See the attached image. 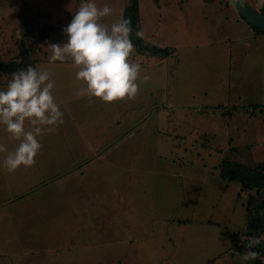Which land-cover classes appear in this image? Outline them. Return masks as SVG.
<instances>
[{
	"label": "rangeland",
	"instance_id": "rangeland-1",
	"mask_svg": "<svg viewBox=\"0 0 264 264\" xmlns=\"http://www.w3.org/2000/svg\"><path fill=\"white\" fill-rule=\"evenodd\" d=\"M120 1L95 0L112 9L101 21L109 28L122 20ZM157 1L138 0L142 42L176 53L142 60L136 97L106 103L80 94L71 59L50 62L48 47L67 42L64 29L88 0H0V63L17 55L27 29L43 26L36 68L50 72L63 113L37 137L34 165L13 173L4 160L19 141L0 125V264H263L227 253L226 231H244L246 197L218 163L228 146L248 164L264 160V38H251L221 2ZM5 80L0 73V90ZM161 236L168 254L176 246L167 260Z\"/></svg>",
	"mask_w": 264,
	"mask_h": 264
},
{
	"label": "clouds",
	"instance_id": "clouds-1",
	"mask_svg": "<svg viewBox=\"0 0 264 264\" xmlns=\"http://www.w3.org/2000/svg\"><path fill=\"white\" fill-rule=\"evenodd\" d=\"M112 9L105 4L98 7L95 0L81 3L71 22L64 29L68 37L63 44H52L50 62L73 61L79 70L76 79L86 87L80 94L99 98L112 103L125 98L134 99L138 93L137 83L141 65L129 62L135 51L130 39L133 28L130 19L113 23L110 28L102 18L110 16ZM143 38V31H136ZM50 72L37 70L29 65L26 69L12 74L6 90H0V125L19 141L14 152L8 153L4 165L9 173L20 166L32 167L41 149L37 137L45 130L54 132L63 123V113L54 102L52 89L54 81ZM146 81L149 77L144 76ZM27 124V129H26ZM6 151L0 146V152ZM246 251L240 256L243 261L256 260L259 253L254 249L264 242V235L242 236ZM231 244L230 241L226 242Z\"/></svg>",
	"mask_w": 264,
	"mask_h": 264
},
{
	"label": "trees",
	"instance_id": "trees-1",
	"mask_svg": "<svg viewBox=\"0 0 264 264\" xmlns=\"http://www.w3.org/2000/svg\"><path fill=\"white\" fill-rule=\"evenodd\" d=\"M151 1L152 3L154 2L153 3L154 5H158L157 0H154V1L151 0ZM226 1L230 3L229 0H226ZM123 3H124L123 0H121L120 4L122 8H123ZM35 9L36 10L41 9L42 11H46L42 9L40 5L35 6ZM25 11L30 13V9L25 10ZM121 14H122V19L131 20L133 33L131 34L130 39L135 48V51L133 54H141L145 56L146 58H152L156 56L162 59L168 58V57L173 58V54L175 52L173 48L169 50L168 48L148 47L147 44L145 45L143 44L141 38H138L135 35L136 31H141L138 0H127V5L124 4V9ZM237 16L239 17L238 19L244 20L238 14ZM47 20L48 18H46V22ZM33 27L37 29L35 25L31 26L30 29H27L28 33L25 32L22 35V37L18 39L17 55L10 61L0 63V73H2L3 76L6 75L5 85H7L8 82L11 80L12 74L14 72L26 69L29 65H32L33 67L36 68L37 63L39 62V59L34 58V53L39 49V44L48 38V33L47 31L42 33L41 29L43 28V26L40 27L39 34L30 32L29 30H33ZM251 28L254 31V38H259V37L264 36L263 32L257 29H254L253 27ZM25 40L30 42L29 48H24ZM0 84H4V83H0ZM220 107L221 106H219L218 108ZM220 174L222 178H225L228 182H238L240 184V190L243 192L249 193V197L247 198V202H246L247 222L245 225V232L240 233L237 231L236 232L226 231L227 238L231 242V244H229V249L227 250V253L228 255H233L232 252L237 253V252L246 250L244 248V244L246 243V241L241 240L242 236H258L257 235L258 227L261 230L260 222H257V221L255 222L256 218L254 215L256 212H258L257 207H259V206H256L255 201H261V199L264 200V192H262L261 190V187L264 183V162L258 163L254 167H246L242 165H237L228 160H223L221 163ZM26 194L27 193L21 194L20 197H22L23 199L26 197ZM17 201H18V198L13 201L14 203L11 204L10 202V204L13 207H15L16 206L15 204L17 203ZM254 250L259 253V258H260L262 253H260L259 247L255 248ZM259 261L261 262V259H259Z\"/></svg>",
	"mask_w": 264,
	"mask_h": 264
},
{
	"label": "crops",
	"instance_id": "crops-1",
	"mask_svg": "<svg viewBox=\"0 0 264 264\" xmlns=\"http://www.w3.org/2000/svg\"><path fill=\"white\" fill-rule=\"evenodd\" d=\"M163 1V0H162ZM166 1V0H165ZM177 1H179V0H177ZM249 1V0H248ZM254 1L255 0H253V3H254ZM257 1H259L260 2V4H258L261 8H262V4H264V0H257ZM198 2H200L201 4H203V5H209V3H219V2H221V5H222V7L224 6V8H223V10H226V13L227 14H229V15H231V17L233 18V20H234V22H241V20L240 19H238L239 17L237 16V12H236V10L232 7V5L230 4V3H227V1L226 0H198ZM203 2V3H202ZM154 3V2H153ZM249 3H250V1H249ZM252 3V2H251ZM250 3V4H251ZM251 6H252V4H251ZM253 7V6H252ZM139 8V7H138ZM223 12V11H222ZM248 25V24H247ZM249 26V25H248ZM250 27V26H249ZM251 28V27H250ZM252 29V28H251ZM263 38H264V36H262ZM262 37H259V38H262ZM251 38H253V39H257V38H254V31L252 30V33H251ZM247 39V38H246ZM145 44V43H144ZM247 46H250V45H247ZM264 46V45H263ZM173 49L175 50V52L174 53H176V48H174L173 47ZM134 53V52H133ZM131 54V56H130V58H129V62H131V63H139L140 65L141 64H147L145 61H142V60H145L146 59V57L145 56H143V55H141V54ZM144 58V59H143ZM248 66V65H247ZM247 66H240V64H239V68L241 69V73L242 74H246L248 71V69H247ZM165 95L167 96V94L165 93ZM219 106H221L220 104H216L215 105V107L216 108H218ZM247 147V146H246ZM227 150H228V155H229V157H225L224 156V151H222V150H219L220 151V156H222L223 155V157L220 159V161H219V163H218V172H219V174H220V172H221V163H222V161L223 160H228V161H230V162H232V163H235V164H237V165H242V166H246V167H254V166H256V164H258V163H262V162H264V160H253V162L251 163V164H248L247 162H246V160L245 159H243V158H241V159H239V156H238V151L235 149V148H231V146H228V148H227ZM238 156V157H237ZM87 163L88 162H84L83 164H77V165H75V166H73V167H71L69 170H66L65 171V173L63 174V179H61V176L62 175H60V180L59 181H57L56 183L57 184H59V183H61V182H63V180H67L70 176H72V175H77V173H76V169H78V168H83L82 166H84V165H87ZM68 171H70V172H68ZM81 172V171H80ZM79 172V173H80ZM220 176H221V174H220ZM222 177V176H221ZM225 179V178H224ZM234 183H237V185H238V193H237V195L239 196H244V197H246V202H247V198L249 197V193H247V192H243V191H241L240 190V184L238 183V182H234ZM246 202H245V205H246ZM255 204H256V206H259V207H257V211L258 212H256L255 213V222L257 221V222H260V226H261V230H260V228L258 227V229H257V235L258 236H260V235H264V208H262V207H264V200L263 199H261V201H255ZM261 206V207H260ZM246 207V206H245ZM245 213H246V216H245V222H247V210L245 209ZM245 225H246V223H245ZM232 231V230H231ZM238 232V231H237ZM245 232V228H244V231L242 232V233H244ZM246 233H247V231H246ZM160 238V237H159ZM164 240H163V239ZM163 242L160 244V253H159V255H160V259L162 260L163 258L165 259V260H167L170 256H172L173 254H174V252H172V249H174V251H175V249H176V246H172L171 248H170V250H169V254L166 252V247H165V242H166V240H168L167 239V237H164V236H161V238H160ZM175 243V241H173L172 242V244H174ZM162 244H164L163 246H162ZM224 244V243H223ZM215 245V242H213V246ZM261 246L259 247V251H260V253H262V255H261V257L259 258V259H261V262L264 260H262V258H264V242H262L261 244H260ZM237 253H239V255L238 256H241L244 252L243 251H241V252H237ZM232 254L234 255V252H232ZM225 255V254H224ZM232 255V256H233ZM229 256H231V255H229ZM229 260H231V261H233V260H238V259H236L235 257H229ZM263 264H264V261L262 262Z\"/></svg>",
	"mask_w": 264,
	"mask_h": 264
},
{
	"label": "water",
	"instance_id": "water-1",
	"mask_svg": "<svg viewBox=\"0 0 264 264\" xmlns=\"http://www.w3.org/2000/svg\"><path fill=\"white\" fill-rule=\"evenodd\" d=\"M229 2L251 27L264 33V14L252 7L248 0H229Z\"/></svg>",
	"mask_w": 264,
	"mask_h": 264
},
{
	"label": "built area",
	"instance_id": "built-area-1",
	"mask_svg": "<svg viewBox=\"0 0 264 264\" xmlns=\"http://www.w3.org/2000/svg\"><path fill=\"white\" fill-rule=\"evenodd\" d=\"M261 190H262V192H264V183H263V185L261 187Z\"/></svg>",
	"mask_w": 264,
	"mask_h": 264
},
{
	"label": "flooded vegetation",
	"instance_id": "flooded-vegetation-1",
	"mask_svg": "<svg viewBox=\"0 0 264 264\" xmlns=\"http://www.w3.org/2000/svg\"><path fill=\"white\" fill-rule=\"evenodd\" d=\"M88 163H90V162H88Z\"/></svg>",
	"mask_w": 264,
	"mask_h": 264
}]
</instances>
